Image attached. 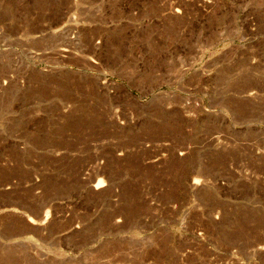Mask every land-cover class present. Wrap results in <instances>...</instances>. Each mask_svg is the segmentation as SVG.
Instances as JSON below:
<instances>
[{"label":"rangeland","instance_id":"1","mask_svg":"<svg viewBox=\"0 0 264 264\" xmlns=\"http://www.w3.org/2000/svg\"><path fill=\"white\" fill-rule=\"evenodd\" d=\"M0 264H264V0H0Z\"/></svg>","mask_w":264,"mask_h":264}]
</instances>
